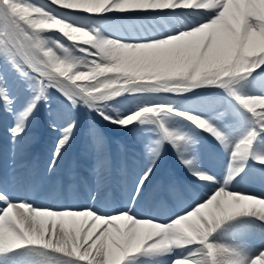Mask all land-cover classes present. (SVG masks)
Here are the masks:
<instances>
[{"label": "snow or ice", "instance_id": "obj_1", "mask_svg": "<svg viewBox=\"0 0 264 264\" xmlns=\"http://www.w3.org/2000/svg\"><path fill=\"white\" fill-rule=\"evenodd\" d=\"M155 2L156 0H108L107 3L98 4L97 10L89 11L82 8L61 6L56 0H48L52 6L51 10H45V8L33 3L32 0H0V57L11 64L22 77L31 78V76H35L42 87H54L62 91L73 105L83 101L89 107L99 111L104 119L124 127L136 122L150 121L159 128L165 139L173 142L174 146H178L176 141L182 140L183 137L170 131L165 123L173 114L171 108L163 106L143 107L123 118L117 115L115 119H112L106 111L107 106L103 103L128 90L141 92H171V90L155 88L143 83L124 90L110 89L109 85L117 80L120 83L128 80L129 76L125 75L126 72L172 71L181 66L195 69L204 62L214 63L222 48V42L216 34L215 26L222 25L226 32L232 31L227 18L233 6L225 7V0H220L215 7L200 6L203 0H198V3L192 7L151 6ZM145 3L149 6H143ZM177 4H179V0H177ZM18 7L27 8L34 14H43V17L50 24L53 21H61L74 28L82 29L88 32L94 40L91 44L74 43L54 28L52 30H34L18 14ZM236 7L239 8L240 6L237 5ZM244 8L241 23L244 42L246 43L256 34L264 33V9L252 3L251 0ZM163 10L195 13L202 16L203 19L190 25L186 30L168 33L164 37H151L148 42L120 43L115 40L103 39L98 33L90 32L83 27L73 26L60 15L61 13L128 14ZM35 18L36 15L30 19ZM50 32L62 35L71 43L64 45L58 40H52L46 35ZM50 45H55V47ZM119 46L134 47L123 48L114 55L106 52L109 47ZM49 49L55 55V61L52 63L44 55ZM60 63L71 68L67 75H62L56 70V64ZM260 66H264V52L249 56L244 70L240 71L234 79L226 80L220 87L228 90L239 105L250 114V123L252 124L251 130L235 143L232 152L233 158L246 161L252 157L264 164V155L255 156L256 141L264 136V107L258 108L255 105L264 102V96H249L242 93V90L247 86L245 84L246 77ZM100 72L105 74L99 75L94 80L81 75L94 76ZM3 84L4 75L0 71V99L10 105L11 100L8 98ZM43 98L44 94L41 91L36 99ZM34 107L35 105H33ZM31 110L30 108L29 112ZM175 115L183 116L199 128L211 133L221 144L228 147L229 135L220 127L193 115L180 112L175 113ZM73 130L74 125H69L65 129L66 134L58 141L57 149L53 152L47 166L48 172H53L58 167L60 154L66 147ZM10 134L12 139L10 156L13 160V167L11 172H4L0 167V189L9 184L24 185L30 179L35 178L34 170H30L26 175L18 171L15 166V160L24 151L26 144L24 127L18 125L16 128L10 129ZM0 155H2V150H0ZM184 162L190 164V161L185 160ZM242 170L243 168H241ZM151 175L152 172L149 170L145 175L138 178L135 191L140 197L144 195V189L147 188ZM200 179L207 180L209 178L201 174ZM100 186L98 180L97 188L99 189ZM226 194H230L227 197L229 199L249 198V204H252V201L264 202V199L232 192L221 187L210 198L197 204L191 211L178 216L166 225H161L150 220L138 219L128 211H122L118 214H103L99 207L65 210L34 208L25 202L14 203L10 201L7 194L0 190V203L5 205L0 209V233L3 234V241L0 242V264H16V257L20 252L35 251L36 249H46L58 254L62 258L60 264H106L104 245L112 231L109 223L113 217H130L133 221L138 222L147 221L151 225H159L168 233H172L173 225L207 213L214 205L226 198ZM72 214H85V217L90 215L92 219L85 222ZM242 216L255 217L264 222V212L261 211L253 210L244 214H231L221 218L214 228L205 233L206 239L200 237L197 241H190V238L175 234L171 237L172 239L179 238L184 242L166 246H161L158 243L162 239V235L139 231L149 227V225L137 224L132 227L130 232V238L135 236L136 239L125 252L121 253L119 264H130L134 258L141 255L147 256L161 252L171 254L174 250H181L182 252L186 250L187 254L182 255L173 264H254V261L264 257V252L249 258L247 255L230 252L224 247L216 246L210 242V237L222 224ZM57 218H60L61 222H57ZM101 220L109 223H100ZM70 228H74V230L69 231Z\"/></svg>", "mask_w": 264, "mask_h": 264}, {"label": "bare ground", "instance_id": "obj_2", "mask_svg": "<svg viewBox=\"0 0 264 264\" xmlns=\"http://www.w3.org/2000/svg\"><path fill=\"white\" fill-rule=\"evenodd\" d=\"M41 5L45 10H51L52 6L48 3V0H40ZM38 2V1H36ZM57 3H59L61 6L64 7H72V8H82L89 11H95L97 10L98 4H104L107 3L108 0H56ZM220 0H203V3L200 5L202 7H215L219 4ZM252 3H255L260 6L261 9H264V0H251ZM192 3H198V0H179V4H177V0H156L155 3H153L151 6H172V4L176 6H185L188 7ZM249 3V0H225V7H228L229 5H232V10L228 16V23L231 25L232 31L226 32L222 25H216L215 31L216 34L220 37L222 42V48L220 55L218 56L217 60L214 63H201L199 66L195 67L193 69L192 67H185L181 66L176 68L172 71H133V72H126L125 75L129 76V79L124 81L123 83L114 81L109 85L110 89L119 88L120 90L125 89L130 84H145V85H158L162 86L165 89H170V84L172 85H184L185 88H181L177 90V92H189L191 90V94L189 95H198L197 100H187L185 103L182 102V108L181 110L194 113L193 116H200L203 119V115L208 116L209 122L213 123V116L210 114V110H215L216 104L220 103L217 99H212V97H206L204 93L215 91L217 88H220V85L224 84L226 80H231L232 77L228 76V74H231L229 72V67L231 65L232 59L237 56V60L235 62V65L237 64V67L240 65L242 67H245L247 65V60L245 58L250 54H260V52H264V33L256 34L253 38H250L247 40V42H244V34H243V28L239 26V22L241 20V17L243 15V12L245 10L244 6ZM239 5L240 7L237 8L236 6ZM143 6H149L147 3H145ZM169 10H163V12H167ZM17 12L23 13V15L27 14V17H25L26 22L29 23L30 27H33V29H39V30H54L61 32L63 35L68 37L72 42L74 43H81V44H91L94 40V38L88 33L85 32L82 29L78 28H69L67 27L66 23H62L60 21H53L51 24L48 22L46 18L43 17V14L36 15L35 19H30V15H34V13L27 8H17ZM157 11H146V12H136V13H128V14H120V13H112V14H102V15H89V14H83V13H72V14H65L61 13L60 15L63 16L67 21L74 24L76 27H83L85 30H89L88 22L92 21L95 24H101L103 25L102 28L105 31L104 35H100L103 39H108L109 36L111 37H122L125 38V34L122 32H119L114 27V22H118V24H127L130 21H137L139 16L141 14H144L145 18H149L152 13ZM119 18H117V16ZM129 15V16H128ZM207 28V26H205ZM90 31V30H89ZM199 31V30H198ZM46 35H51V38L53 36H57L59 38H56L61 44L67 45L71 42L67 41L66 38H64L62 35L50 32ZM130 38H132V42L134 43H142V40H146L143 37H132L130 34H128ZM112 40V39H109ZM52 47H55V45H50ZM134 46H119V47H109L106 49V52L112 53L113 55L122 50L123 48H131ZM44 55L49 59V62L52 63L55 61V55L52 53L51 49H49ZM107 58V57H106ZM56 70L62 74L67 75L69 71H71V68L60 63L56 64ZM236 68V67H235ZM202 70H207L208 72H214L212 73V76L215 80L212 81V83L207 85H201L198 83H201L202 81L206 82L209 81V76L206 75L204 77L200 76V73ZM0 71L3 72L4 75V82L6 81L7 77H11L10 71L11 67H9V64L7 61H5L2 57H0ZM186 73H192L191 78L188 84L181 83L176 84L174 81H179ZM105 73L100 72L97 73L94 76H89L88 74H81L84 76H87L90 80H93L94 78H98L99 75H103ZM8 75V76H7ZM254 79L257 81H261L264 79V76H260L257 74L253 75ZM183 79V78H182ZM31 82V81H30ZM13 83V80L10 79L8 82V85L11 86ZM81 83H87V82H81ZM262 83V82H261ZM258 83V84H261ZM177 86V87H178ZM10 88V87H9ZM18 86L14 85L11 86L9 91L10 94V100L12 104L10 106L5 103L3 99H1L2 103H4L3 107H0L1 111V126L4 128H10V122L13 116L17 119V122L15 124V128L20 125L24 127V134L29 132L32 129V115L33 111L37 106V101L30 99L26 101L22 95L18 94L17 92ZM225 89V88H224ZM47 88L44 89V91L47 92ZM52 91H54L53 88L49 89V94L51 95ZM243 93V92H242ZM264 94V89H261L260 85H257L248 92L249 96H262L261 94ZM39 94V91H38ZM37 94V95H38ZM244 94V93H243ZM246 95V94H244ZM112 100V99H111ZM111 100L103 102L105 105L106 103H109L111 106V109L106 108V111L108 114H110L112 119H115L114 117H117L116 115H113V113H118L120 118L125 117L126 115H130L134 113L135 111L140 110L143 107H157L158 105L154 103V100L160 103H166L171 102L172 99L168 98L166 95L162 94H155L151 95V93H148L141 97L140 100L136 101L133 106H127L125 104H121L120 107L114 106L116 102H118L119 99H117L115 102H112ZM20 102H24V105L22 108L15 113L16 111L13 110V108L18 107ZM35 102V107L33 108V104ZM82 107L85 108L84 112H81V122L83 121V118L86 117L88 121H91L92 118H96L99 120V122L104 125L106 128H110L112 125H115L114 129H111L113 133H117L119 130L124 131L129 128H140L141 134H139V139H142L145 137L144 133H150L149 126L152 124L150 121L145 122V126H143V123H137L132 124L127 127L120 126L116 123H111L109 120L104 119L102 116H98L97 113H100L96 109H93L89 107L87 104H85L83 101ZM52 105L59 108V103L52 99ZM139 105V107H137ZM107 106V105H106ZM163 106V105H162ZM228 107L227 109H222L223 111H227L223 114L228 115L232 114L235 115L237 113L238 107L244 112L243 115H239L234 119L235 122H237L236 125H234V132L235 135L238 136V140L241 139L243 136H245L251 129H250V114L246 112L245 109L242 108V106L239 105L237 100L233 97L232 102H228L226 104ZM225 106V107H226ZM81 105H79L78 108H76L75 111L80 110ZM255 107H264V102L257 103ZM32 109L29 112V109ZM62 109V106H60ZM13 110V111H11ZM114 110V111H112ZM116 110V111H115ZM112 111V112H111ZM182 113V112H180ZM96 114V115H95ZM187 114V113H185ZM67 116L68 119H61L59 120L58 125L61 127H66L60 134L58 135L60 139L66 134L65 129H67L69 122L71 121V124L74 126L76 125L77 118L75 117H69L68 113L64 114ZM189 115V114H188ZM173 115H171L166 123L167 128L175 133L178 136L183 137L182 140L176 141L178 146H174L173 142L171 144V147L177 151V160L179 162V167L182 172H198L199 178L200 175H204L208 177L209 179L201 181V187L205 190L207 193V197L210 198V196L219 188L223 187L225 190H231L239 191L244 190V188L248 185V178H240V169L243 166V162L239 159H234L232 156V152L234 150L233 144L231 147L227 148L223 144L220 143L219 140L215 138L211 133L207 132L208 136L214 143L215 147L217 148L220 155L211 156L207 148L204 146V144L200 141L198 138L196 132H194L193 129L190 127H187L185 124H179L180 126V133L178 134L177 131L172 130L169 128V122L170 118ZM184 118L183 116H181ZM185 119V118H184ZM207 119V118H206ZM208 122L207 120H205ZM89 123V122H88ZM183 128V129H182ZM182 129V130H181ZM203 130V129H202ZM187 131V133H186ZM204 131V130H203ZM187 134L192 136V140L190 141L188 139L187 142H185L184 136L182 134ZM160 134L163 136L162 132L160 131ZM73 131L70 133V139L64 147L63 151L61 152L60 156H63L68 149L70 145V141L72 140ZM113 137V136H112ZM264 137V136H263ZM59 139V140H60ZM237 140V141H238ZM26 144L24 151L19 156H26L27 154L30 155L32 152V147L34 143V139L31 135L27 136L25 138ZM236 141V142H237ZM12 141H7V143H10ZM94 143H95V153H90L89 150H87V153L83 155L84 159H87L88 162L92 163V168L94 169L93 175H97L100 170L103 169L105 165L106 155H102V151L100 150L102 146V141L98 133L94 137ZM58 145V143H57ZM260 147H264V140L259 139L256 144L255 148V156L256 150ZM10 147L7 148L9 150ZM157 150H154L153 153H156ZM172 153L174 150L171 151ZM186 153V158H183V155ZM150 154L149 151L144 150V157H148ZM264 154V152H260L258 156ZM9 156V155H8ZM18 156V157H19ZM7 157V156H6ZM18 157L15 160V163L18 161ZM69 160V156L65 155V161L67 162ZM190 161V164H186L184 161ZM257 160V159H256ZM258 161V160H257ZM159 163V160H155L154 162H151L147 165L146 170H151L152 175L157 170V164ZM6 164V163H5ZM13 164V162H12ZM160 164V163H159ZM198 164H206L208 168L205 166L197 170ZM141 167V165H139ZM220 167H224L225 169V176L222 177L220 180H217L216 178H219L218 170ZM229 169L226 171L227 168ZM53 173L50 174L52 176ZM151 175V177H152ZM150 177V178H151ZM102 179V178H100ZM99 179V180H100ZM250 179V178H249ZM134 192L135 188H134ZM230 196V194H226V198L222 199L219 204L214 205L213 208L208 211L207 213L201 214L198 217L193 218L192 220H185L184 222H178L175 225L172 226L173 232L170 233L169 236L164 235L160 241H158L161 246H166L168 244H179L184 242L182 239H172L171 237L175 234H180L181 237H187L190 238V241H197L198 238L202 237L205 233H207L211 228H214L215 225L221 220V218L228 217L231 214H244L246 212H251L253 210L255 211H261L264 212V204L261 202L259 203H252L249 204L248 200L249 198H239V199H229L227 198ZM207 198H204V200ZM203 199L200 200L204 201ZM97 204L94 203L91 207L95 208ZM108 213V210L105 211ZM78 217L81 220H84L87 222V220H90L91 216L85 217L84 214L81 215H74ZM245 217V216H244ZM99 219V218H97ZM243 218L237 222L239 224V228H245L247 232L254 230L255 228L253 226V223L249 220L245 219L246 221H242ZM256 220H259L257 218H253ZM122 221H124L122 218L112 219V221L109 223L110 229H112L109 238L105 241L104 245V252L106 257V264H119V257L121 253L125 252L132 244V242L136 239L135 236H132L130 238V232L132 227H134L137 224L132 223V225H129L127 229H123L124 226L128 223V221H124V225H122ZM57 222H61L60 218H57ZM100 223H106V221H99ZM227 228L232 229L234 228L233 221L228 222ZM115 226V227H113ZM74 230V228H70L69 231ZM139 231L148 233L151 232L154 235H159L161 232V228H158L156 226H149L147 228L140 229ZM165 234H168V231L165 230ZM230 235V234H229ZM251 238L249 239H242L239 235H237V239H234L236 241L235 244H232L231 246H228V250L230 252H235L240 255H247V251L251 250L253 252V255L248 256L249 258L254 257L255 255L259 254L260 252H264V245H260V243H257V237H262L260 230L256 232V234H251ZM255 236V238H254ZM169 239V240H168ZM120 240L125 242V247L121 246L118 248V244L120 243ZM3 241V234L0 233V242ZM167 241V242H166ZM202 242V241H199ZM216 245V244H214ZM175 256L171 257L167 261L164 259L166 256H171L168 253L161 252L157 256L156 254L151 255H141L139 257L134 258L131 261V264H137V261L141 262L142 260L145 261V264H150V260H156L160 259L162 262H165L164 264H173L175 260L180 258L182 255H186L187 252L184 250L183 252L181 250H174ZM143 258V259H142ZM28 261V259H26ZM19 264H26L24 261L20 262ZM254 264H264V257H260L257 261H254Z\"/></svg>", "mask_w": 264, "mask_h": 264}, {"label": "rangeland", "instance_id": "obj_3", "mask_svg": "<svg viewBox=\"0 0 264 264\" xmlns=\"http://www.w3.org/2000/svg\"><path fill=\"white\" fill-rule=\"evenodd\" d=\"M212 73L214 74V72H208L207 70H202L201 73H200V76H201V77H204V76H206V75H210V74H211V75L209 76V78H210L209 81H206V82L202 81L200 84H210V83L214 80V78H213V76H212ZM182 78H183V77H182ZM182 78L180 79V83H184V82L186 83V81H185L184 79H182ZM185 78H186V77H185ZM178 83H179V82H178Z\"/></svg>", "mask_w": 264, "mask_h": 264}, {"label": "clouds", "instance_id": "obj_4", "mask_svg": "<svg viewBox=\"0 0 264 264\" xmlns=\"http://www.w3.org/2000/svg\"><path fill=\"white\" fill-rule=\"evenodd\" d=\"M259 202H261V201H252L251 203H259ZM167 242V241H166Z\"/></svg>", "mask_w": 264, "mask_h": 264}]
</instances>
